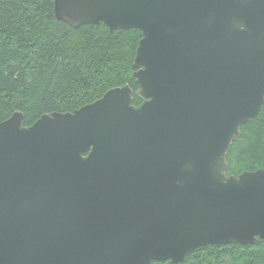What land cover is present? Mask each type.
<instances>
[{"label": "water", "instance_id": "obj_1", "mask_svg": "<svg viewBox=\"0 0 264 264\" xmlns=\"http://www.w3.org/2000/svg\"><path fill=\"white\" fill-rule=\"evenodd\" d=\"M77 28L141 33L126 85L0 123V264L182 262L264 241V170L226 154L264 102V0H53Z\"/></svg>", "mask_w": 264, "mask_h": 264}, {"label": "trees", "instance_id": "obj_2", "mask_svg": "<svg viewBox=\"0 0 264 264\" xmlns=\"http://www.w3.org/2000/svg\"><path fill=\"white\" fill-rule=\"evenodd\" d=\"M140 39L137 30L110 33L102 23L72 28L56 19L53 0H0V123L18 111L30 127L42 115L72 113L126 85L132 105H140L132 77ZM225 160L228 176L264 170V102ZM176 264H264V241L201 247Z\"/></svg>", "mask_w": 264, "mask_h": 264}]
</instances>
